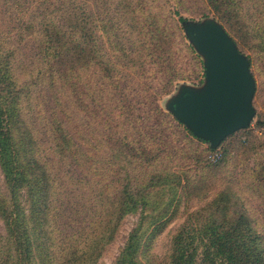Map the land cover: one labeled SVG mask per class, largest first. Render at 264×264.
<instances>
[{
    "label": "trees",
    "instance_id": "obj_1",
    "mask_svg": "<svg viewBox=\"0 0 264 264\" xmlns=\"http://www.w3.org/2000/svg\"><path fill=\"white\" fill-rule=\"evenodd\" d=\"M3 1L0 21L7 26L0 24V166L5 190L0 186V217L6 234L0 233V264H98L125 216L139 207L142 218L115 264H264L262 236L243 213L234 215L231 206L224 207V197L216 205L224 210L203 215V208L188 215L164 259L152 261L147 256L146 224L155 223L157 229L166 215L149 212L156 181L163 179L152 172L141 192L134 185L131 166L140 160L152 163L181 138L206 143V158L216 161L223 157L224 142L238 132L213 147L155 103L177 79L194 72L205 77L202 56L173 26L174 15L181 24L190 18L172 9L171 0H138L136 5L126 0L133 16L118 18L113 25L129 41L121 54L104 59L96 43L90 46L86 0ZM208 1L231 29L248 28L264 46V23L253 18L245 0ZM77 5L82 19L77 17ZM263 6L264 0L256 5L261 14ZM31 38L35 52L24 60L20 51ZM48 91L54 105L44 99ZM79 93L89 100L83 104L88 115L105 119V133L97 144L109 147L117 137L121 152L101 155L95 144L89 156L76 145V133L66 126L71 118L57 116L66 113L60 96L74 94L81 100ZM35 121L41 123L39 129ZM113 123L118 126L111 132ZM257 124L264 128V118ZM149 125L156 128L152 134L146 131ZM189 150L186 158L193 159ZM111 188L118 190L113 198ZM89 190L92 195L86 193Z\"/></svg>",
    "mask_w": 264,
    "mask_h": 264
},
{
    "label": "rangeland",
    "instance_id": "obj_2",
    "mask_svg": "<svg viewBox=\"0 0 264 264\" xmlns=\"http://www.w3.org/2000/svg\"><path fill=\"white\" fill-rule=\"evenodd\" d=\"M137 1L130 0V4L136 5ZM125 2L126 0H86L85 6H87L88 12L91 13V16L88 17V23L92 26L90 46L96 43L97 49L103 54L104 59L111 53L121 54L122 47L126 46L127 41H129V38H121L125 35L124 31L113 25V21H117L118 18L123 21L124 19H131L133 16V13L128 11ZM258 2L261 3L262 0L244 1L250 7L253 18L264 23V14L256 9ZM171 5L172 9H178L183 16L190 19L201 20L206 16L215 17L231 31L241 45L243 52L252 57L251 69L257 83L254 97L257 112L248 128L239 130L224 142L221 146L224 152L221 159L209 161L206 158L209 152L206 143L193 140V144H191L189 138H181L179 139L180 144H171L168 151L163 152L164 154L162 153V156L157 157L152 163H144V160H140L131 166L134 185L141 192L145 191L152 172L157 174L156 179H163V181H156L157 186L151 197L152 204L149 212L154 215L166 212V215L163 217V223L157 229L155 223L149 221L146 224L147 229L145 230L144 239H147L149 245L146 250L147 256L152 261L164 259L170 250L174 234L185 222L188 215L191 212L201 211L203 208H206L203 215H207L212 211L217 212L219 208L224 210L216 206L222 197L226 201L224 207L231 206L234 215L243 213L247 217L255 230L262 236L264 246V128L257 124L258 119L264 118V46H261L259 42V35L253 34L248 28H240L242 27L241 23L237 24L240 32L231 29L218 16L208 0H171ZM260 10L264 11V6ZM4 11V1L0 0V17L4 15ZM75 11L78 14V19H82L78 5ZM178 18L174 15L173 26L177 29V33L186 34L185 30H182L183 24L179 22ZM0 24L3 28L7 26V23L2 24L1 21ZM76 31L77 37L80 38L81 24L77 26ZM119 38L118 42L117 39ZM33 48L34 41L31 38L23 44L20 57L24 60L32 57L35 52ZM78 70L79 68H77ZM204 78L202 72H194L192 76L185 79H177L169 93H160L155 99V103L167 110L166 103L168 99L177 92L181 84L201 85V80H204ZM52 97V92L48 91L44 99L54 105V98ZM79 97L81 100H78L74 94L60 96L61 107L66 109V113H59L57 117L59 119L63 117L71 118V124H66V126L76 133V145L85 154L92 156L94 145H98L97 143L101 141L99 135L105 133V127L102 125L105 119H100V116L99 118H93L88 115L87 108L83 104L89 100L85 94L79 93ZM39 99L41 101V93ZM142 119L146 123L149 120L145 116ZM35 123L39 129L41 123L36 121ZM117 126L113 123L111 132H114ZM179 129L184 135L185 131L182 127ZM155 130L156 128L152 125L146 127V131L151 134ZM118 131H122V128ZM88 140H91V142L88 143ZM98 147L102 149L101 155H104L105 152L110 154V151L117 152L119 150L121 152L122 150V144L117 137L109 142L111 148L100 146V144ZM189 147L195 151L187 149ZM185 150H189L188 152L193 155V159L186 158ZM115 168L118 169V167ZM76 170L78 171L77 174L83 175L78 167H76ZM0 186L4 191L5 177L1 166ZM86 193L92 195L90 190ZM109 193L113 198L118 190L111 188ZM142 214V207H139L125 216L115 239L109 244L98 264H115L130 232L139 224ZM0 233L6 234V228L1 217ZM140 258L144 262L147 261V258L143 255Z\"/></svg>",
    "mask_w": 264,
    "mask_h": 264
},
{
    "label": "water",
    "instance_id": "obj_3",
    "mask_svg": "<svg viewBox=\"0 0 264 264\" xmlns=\"http://www.w3.org/2000/svg\"><path fill=\"white\" fill-rule=\"evenodd\" d=\"M183 27L203 58L205 78L201 85L181 84L166 107L196 137L217 147L256 115L251 61L215 17L189 19Z\"/></svg>",
    "mask_w": 264,
    "mask_h": 264
}]
</instances>
